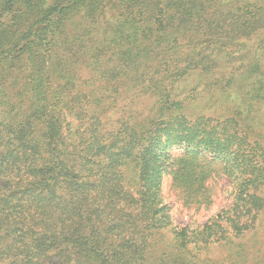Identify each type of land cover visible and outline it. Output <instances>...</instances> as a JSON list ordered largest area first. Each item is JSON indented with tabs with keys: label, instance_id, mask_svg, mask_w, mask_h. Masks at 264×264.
Segmentation results:
<instances>
[{
	"label": "trees",
	"instance_id": "1",
	"mask_svg": "<svg viewBox=\"0 0 264 264\" xmlns=\"http://www.w3.org/2000/svg\"><path fill=\"white\" fill-rule=\"evenodd\" d=\"M193 75L201 111L178 91ZM138 95L153 109L126 117ZM261 107L264 0H0V264L254 258ZM167 174L187 207L213 205L215 178L230 200L180 227Z\"/></svg>",
	"mask_w": 264,
	"mask_h": 264
},
{
	"label": "rangeland",
	"instance_id": "2",
	"mask_svg": "<svg viewBox=\"0 0 264 264\" xmlns=\"http://www.w3.org/2000/svg\"><path fill=\"white\" fill-rule=\"evenodd\" d=\"M247 0H238L239 3H244ZM256 42L255 39L251 40L250 43ZM205 85L204 80H200V77L196 75L190 76L187 79L181 81L178 85V91L185 95L191 97L197 96L200 93V97L197 101L192 102L191 104L196 107L197 111L205 109L207 106L206 93L204 92L203 86ZM179 93V94H181ZM238 98V96H235ZM235 102V99H233ZM223 99L214 100L210 105L219 107ZM128 107L126 109V117L132 116L133 114H141L142 116H147L150 114V111L153 109L154 101L150 96H134L128 100ZM211 111L212 109L209 108ZM254 117V116H252ZM254 119H256L253 124L256 128L264 129V107H261L260 113H258ZM173 152L177 155L181 153L179 148L173 149ZM212 188L215 191V197L213 205L207 209L197 210L195 207H187L183 204L181 197L173 189L171 176L169 174L165 175L162 184H161V195L165 204L169 207L171 218L175 224L180 227L186 225L197 226L203 224L211 215L217 212L221 206L229 202L228 198V183L221 181L218 178H215V181L211 183ZM226 190V191H225ZM263 230L259 231L258 235L254 238L257 241L256 246L253 249H250L249 253L254 255V258L250 255L248 259L242 264H264V227H261Z\"/></svg>",
	"mask_w": 264,
	"mask_h": 264
}]
</instances>
